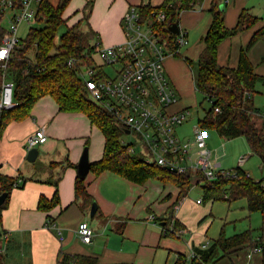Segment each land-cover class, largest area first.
Segmentation results:
<instances>
[{"label":"crops","instance_id":"0c3cea01","mask_svg":"<svg viewBox=\"0 0 264 264\" xmlns=\"http://www.w3.org/2000/svg\"><path fill=\"white\" fill-rule=\"evenodd\" d=\"M164 1L95 0L89 20L102 44H119L125 40L122 17L130 5L158 7ZM221 1L227 28L237 25L243 9H248L260 18L254 27L226 38L219 46V63L236 67L241 49L264 25L261 23L264 13L258 11L264 0H255L252 5L251 0ZM211 2L200 0L194 9L181 13L180 27L187 32L188 39L192 33L196 44L190 47L188 44L183 48H186L185 59L181 55L165 59L169 78L180 94L176 109L186 108L182 100L184 89L185 92L188 90L186 84L190 76L195 89L193 72L186 59L196 61L203 48L202 37L212 20L209 11ZM70 4L65 9L64 17L67 18V25L72 26L81 18L76 15L80 10H70ZM248 56L255 72L264 76V35L248 49ZM262 92L264 86L259 83L254 103L263 111ZM41 127L45 128L48 140L38 147V157L31 162L27 159V141ZM191 137L185 135L181 138ZM207 143L209 146L208 140ZM104 146L103 133L84 113L61 111L51 96L39 99L30 117L6 126L0 137V175L20 178L23 182L12 189L7 206L2 211L0 253L4 264H58L63 253L93 256L101 264H176L180 255L187 260L192 250L203 249L205 244L209 248L219 238L209 235L215 217L213 210L218 200L203 199V188L202 199L194 201L191 198L189 194L192 188L185 197L179 198L180 188L177 185L163 183L155 178L139 184L109 170L99 175L89 171L85 186L93 203L97 204L96 212L92 215L93 203L89 204L87 197H77L75 193V182L80 177L77 167L86 148L91 163L103 156ZM248 149V158L241 169L252 178L245 165L249 159L258 157L262 174L259 180H264V159L254 154L249 146ZM56 192L60 203L48 211L39 209L40 197L51 199ZM199 199L201 202H198ZM246 205L248 209V202ZM228 206L231 207V203ZM172 212L184 231L174 236L164 235L165 219ZM260 213L263 220L264 215ZM83 221L88 222L94 230L90 243L83 242L77 231ZM246 230L248 228L235 231L233 235ZM251 231L254 239H259L263 234L261 231L257 234ZM250 250L248 243L228 250L215 264H262V252L254 253L249 258Z\"/></svg>","mask_w":264,"mask_h":264},{"label":"trees","instance_id":"16d2710c","mask_svg":"<svg viewBox=\"0 0 264 264\" xmlns=\"http://www.w3.org/2000/svg\"><path fill=\"white\" fill-rule=\"evenodd\" d=\"M72 0H59L53 5L49 0H42L38 6L36 20H45L41 28L32 27L28 37L17 44L9 59L0 60V88L4 73L14 81L13 98L15 106L0 112V137L6 126L13 121H22L31 116L33 107L39 99L51 96L57 102L59 109L64 112L84 113L97 126L105 137L103 156L91 162L90 171L99 175L104 171H112L133 182L143 184L149 178H155L163 183H174L180 188L179 198L185 197L199 174L188 170L184 173L168 170L166 167L146 162L142 157L131 154L129 146L121 143L120 135L124 133L120 123L101 105L91 99L87 84L81 74L87 67L100 66L95 55L101 44L99 35L93 29L83 31L79 28L81 20L75 25H67L64 17L65 9ZM95 0H87L83 8L85 19L89 20ZM200 0H165L161 6L141 5L146 13L164 11L165 21L157 26L159 33L165 38H171L170 27L180 24L181 13L194 9ZM221 0H212L209 9L211 24L202 37L203 48L198 59H186L193 71L197 64V72L193 74L195 89L204 95L211 103L205 116L198 125L205 129L217 131L220 137L235 139L244 137L250 150L264 159V110L256 107L254 96L257 85L264 86V76L255 72L248 56V49L264 35V25L252 36L245 48L241 49L238 65L230 67L221 65L218 60L219 46L228 37L254 27L260 18L248 9H243L237 25L227 28L225 12L221 9ZM87 11V13H85ZM7 12L0 11V46L8 29L3 25ZM63 25L67 29L60 36L57 44V34ZM35 49V60L29 52ZM70 61L72 63L70 64ZM6 63V69L3 64ZM264 97V92H262ZM216 108L220 110L217 111ZM234 177L218 176L214 180L201 179L196 184L204 183L203 193L206 200H225L232 202L246 198L250 212L260 211L264 215V180L255 181L247 176V172L236 168ZM16 178L0 175V193H7L5 202L0 206V227L2 211L6 208L9 195L14 188ZM77 197H87L89 204L93 203L92 196L87 192L85 179L78 177L75 182ZM60 203L59 194L53 198L40 197L38 207L48 211ZM174 219L173 212L165 219L164 235L174 236L176 233L169 229ZM177 220L174 230L181 229ZM263 234L254 239L251 229L227 237L224 231L214 243L206 249H196L197 256L190 264H206L217 262L226 251L236 249L248 243L250 247L263 246L264 264V217ZM223 255L219 256V253ZM186 257L180 255L176 264H187ZM0 264H4L0 253ZM58 264H101L96 257L82 254H61ZM125 264V263H121Z\"/></svg>","mask_w":264,"mask_h":264},{"label":"built area","instance_id":"2783aa9c","mask_svg":"<svg viewBox=\"0 0 264 264\" xmlns=\"http://www.w3.org/2000/svg\"><path fill=\"white\" fill-rule=\"evenodd\" d=\"M41 1L0 0V11L11 13V24L0 46L1 61L9 59L20 42L17 37L20 23L36 20ZM165 19L164 11L149 14L140 5L129 6L122 17L124 42L111 46L101 42L97 55L102 63L85 68L81 74L90 97L114 116L125 134H135V140L127 145L131 154L142 157L148 163L170 166L179 173L191 170L199 174L193 180L194 184L196 180H214L218 176L234 177L237 175L236 168H223L217 155L214 157L216 151L209 148L205 129L197 125L193 136L188 139L181 138L177 132V128L187 120L189 109H176L180 94L169 78L165 59L180 56L189 39L181 27L179 33H173L171 38L163 37L157 26ZM2 66L6 69V63ZM106 66L119 68L115 69L114 76H109L105 72ZM14 86V81L4 73L0 88V112L15 106ZM47 140L45 128H39L29 136L28 150L43 145ZM247 158L242 157L238 167L241 168ZM247 176L250 177V174L247 173ZM22 182V179L16 178L14 187ZM262 185L264 187V182ZM175 220L174 217L168 227L180 234L184 230H174ZM77 231L83 242H92L94 230L88 222H81ZM206 248L208 244L203 246V249ZM262 251V245L251 247L249 258ZM196 256V250H192L187 257L188 264Z\"/></svg>","mask_w":264,"mask_h":264},{"label":"rangeland","instance_id":"374dc122","mask_svg":"<svg viewBox=\"0 0 264 264\" xmlns=\"http://www.w3.org/2000/svg\"><path fill=\"white\" fill-rule=\"evenodd\" d=\"M53 5H57L59 0H49ZM255 0H251V3H254ZM85 4V0H73L72 4H70V10L72 9H78L80 10L76 15H79V19L81 18V22L79 25V28L83 31H88L89 29H93L90 20H87L83 18L84 12L83 9ZM262 8H259L258 11L260 13H264V1L261 3ZM37 7V6H36ZM87 13V11L85 12ZM76 19H78V16H75ZM263 18H261V23H264V14L262 15ZM78 19V20H79ZM10 20H11V13H7L6 17L3 20V25L8 29L10 26ZM45 25V20L42 19L41 21L34 20L28 23L27 21H24L20 23L18 27L17 37L20 40V42L24 39H26L31 31L32 27L41 28ZM67 29L66 25H63L59 28L58 34H57V40L56 43H60V36L62 33H64ZM100 38V37H99ZM197 39V38H196ZM199 39V38H198ZM195 40L193 41V35L190 33L189 38V47L195 45ZM186 49V48H185ZM185 49L182 51V54L180 57L185 59ZM30 57L35 60V49H31L29 52ZM95 59L97 63H102V60L100 57L96 54ZM105 72L109 76L115 75V69H118L119 66H106ZM193 74H196L197 72V64L193 67ZM192 78L191 76L187 79V92H183V100L182 104L186 105V108L189 109L188 118L181 126L177 129V132L180 137H183L185 135L187 136H193L194 128L198 125L199 120L202 119L206 111L210 108L211 103L208 100L204 99V95L194 89L192 87ZM208 137L207 140L209 142V146L213 151L215 152L214 157H218V160L222 163V166L226 169H233L234 167L238 166L239 160L244 157L248 156L249 149L247 145V141L244 137H238L235 139H226L223 137H220L217 131L213 129L206 130ZM121 143L124 146H127L130 142L135 140V134L134 135H128L125 133H122L120 135ZM261 160L258 157H253L249 159V161L246 163L245 167L251 172L252 179L255 181H260L261 178ZM204 184V183H202ZM197 185L194 184L192 187V192L189 194L191 198L196 201L197 198L202 199V187L203 185ZM207 203V202H205ZM231 203V207L228 206V204ZM227 202L225 200H218L215 204L213 213H214V222L210 228V233L212 237H220L222 231H225L227 236H231L235 233V231H242L245 229H252L255 234L262 232V214L259 211L250 212L247 209V199L242 198L238 199L232 202ZM230 209V212L228 214V210ZM234 224L236 225V230H234ZM227 225V227H226ZM227 228V230H226Z\"/></svg>","mask_w":264,"mask_h":264},{"label":"water","instance_id":"95a60500","mask_svg":"<svg viewBox=\"0 0 264 264\" xmlns=\"http://www.w3.org/2000/svg\"><path fill=\"white\" fill-rule=\"evenodd\" d=\"M221 9H224V4L221 5ZM179 30H180V26L179 24H173L171 27H170V31L173 32V33H176L178 34L179 33ZM38 154H39V149L38 147H34V148H31L29 151H28V155H27V159L31 162H34L36 160V158L38 157ZM90 166H91V163L89 161V157H88V150L87 148L84 150L83 152V155L81 157V160L78 164V173H79V176L83 179H85V177L87 176V174L89 173L90 171ZM166 168L168 170H171V171H174L176 172L174 169H172L170 166H166ZM7 198V193H2L0 195V206L5 202ZM96 209H97V204L96 203H93L92 205V215L96 212Z\"/></svg>","mask_w":264,"mask_h":264},{"label":"snow or ice","instance_id":"6c2138e0","mask_svg":"<svg viewBox=\"0 0 264 264\" xmlns=\"http://www.w3.org/2000/svg\"><path fill=\"white\" fill-rule=\"evenodd\" d=\"M0 55H2V54H0Z\"/></svg>","mask_w":264,"mask_h":264}]
</instances>
